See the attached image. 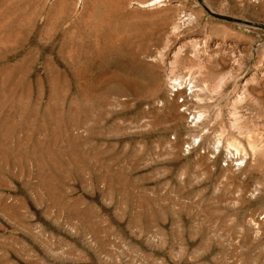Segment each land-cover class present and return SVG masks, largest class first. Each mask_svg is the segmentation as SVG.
I'll list each match as a JSON object with an SVG mask.
<instances>
[{
  "label": "rangeland",
  "instance_id": "374dc122",
  "mask_svg": "<svg viewBox=\"0 0 264 264\" xmlns=\"http://www.w3.org/2000/svg\"><path fill=\"white\" fill-rule=\"evenodd\" d=\"M246 21L264 0H0V264H264Z\"/></svg>",
  "mask_w": 264,
  "mask_h": 264
},
{
  "label": "water",
  "instance_id": "95a60500",
  "mask_svg": "<svg viewBox=\"0 0 264 264\" xmlns=\"http://www.w3.org/2000/svg\"><path fill=\"white\" fill-rule=\"evenodd\" d=\"M216 16L218 17H221L223 19H228V20H233V18L231 17H228V16H223V15H220V14H215ZM249 25H253V26H257V27H260L262 29H264V24H261V23H256V22H249V21H246Z\"/></svg>",
  "mask_w": 264,
  "mask_h": 264
}]
</instances>
